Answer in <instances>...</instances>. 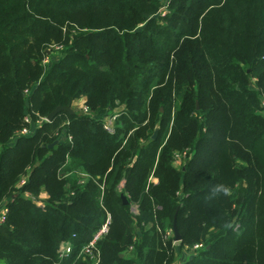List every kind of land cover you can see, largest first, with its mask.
Returning a JSON list of instances; mask_svg holds the SVG:
<instances>
[{
	"label": "trees",
	"instance_id": "trees-1",
	"mask_svg": "<svg viewBox=\"0 0 264 264\" xmlns=\"http://www.w3.org/2000/svg\"><path fill=\"white\" fill-rule=\"evenodd\" d=\"M262 110L264 0H0V264H264Z\"/></svg>",
	"mask_w": 264,
	"mask_h": 264
},
{
	"label": "built area",
	"instance_id": "built-area-1",
	"mask_svg": "<svg viewBox=\"0 0 264 264\" xmlns=\"http://www.w3.org/2000/svg\"><path fill=\"white\" fill-rule=\"evenodd\" d=\"M47 62H49L48 56L44 57V59H43V63L44 64L47 63ZM82 103H83V101H82ZM81 109H82V111L84 113L88 112V110L84 106V104H83ZM115 118H116V115H111V116L107 115L103 119V127L109 133H114L113 123H114ZM40 120H46V118L45 119L41 118ZM25 121L29 122L30 119L26 117ZM29 133H30V130L27 127H23L21 130L16 132L15 135H28ZM185 156H186V152H183L182 154L176 153L175 157H174L175 158L174 162L176 163V162L180 161L181 159L185 158ZM78 176L80 177L79 182L82 183L84 181V179H85V175L83 173H79ZM25 180H26V178L22 177L19 180V185H23L25 183ZM134 207H132V209ZM136 211H137V209H136ZM6 212H7V201L3 200L0 203V223L4 222ZM108 223H109V215H108V218L106 219V221L104 222V224H102L100 229L93 234L92 238L83 247V249L81 251V253L83 254V258L87 259L89 261V264H100V253H99V250L96 248V244L101 239V237L106 233V231L108 229ZM173 235H174L173 231L171 229H167L165 231L164 238H167V239L171 240L173 238ZM201 248H203V244L202 243H197V244H194L192 246H185L184 250L187 251V252H194V251L199 250ZM70 252H71L70 243L69 242H62L60 244V246H59V249H58V258L59 259L64 258Z\"/></svg>",
	"mask_w": 264,
	"mask_h": 264
},
{
	"label": "rangeland",
	"instance_id": "rangeland-1",
	"mask_svg": "<svg viewBox=\"0 0 264 264\" xmlns=\"http://www.w3.org/2000/svg\"><path fill=\"white\" fill-rule=\"evenodd\" d=\"M163 10V9H162ZM52 48H54V49H57L58 47L57 46H53ZM55 55V57H56V54H53V56ZM82 101H83V99H80L79 100V102H76V103H74L73 104V106L71 107L72 109H74V110H77V111H79L80 113H84L83 111H82V106H83V103H82ZM261 113H262V115L264 116V110H262L261 111ZM182 163H183V159H181L180 161H178V162H176L175 164H176V166H181L182 165ZM134 207V206H133ZM132 211H133V213H137V211H136V207H134L133 209H132ZM136 211V212H135ZM180 241H175L174 240V235H173V238L171 239V244H172V248H173V251H174V255H175V257L177 258H175L176 259V261H173V262H171L170 264H173L174 262V264H181V263H183L184 261H187L189 258L187 257V256H189L186 252V256H184V257H181V254H182V252H183V250H184V248H185V246L184 247H181V245H180V243H179ZM129 249H131V247L129 248ZM190 254H192V253H194V252H189Z\"/></svg>",
	"mask_w": 264,
	"mask_h": 264
},
{
	"label": "water",
	"instance_id": "water-1",
	"mask_svg": "<svg viewBox=\"0 0 264 264\" xmlns=\"http://www.w3.org/2000/svg\"><path fill=\"white\" fill-rule=\"evenodd\" d=\"M60 111H67L69 113H74V110L71 108L70 105H67V106H62V105H58L54 110H52L46 117V121H50L52 120V118L57 114L59 113ZM156 134H157V130L154 131L153 135H152V138H155L156 137ZM121 198L123 200V203L124 204H127L128 203V200L123 196L121 195ZM176 215H174V219L172 221V231H173V234H174V240L175 241H180V234L178 233V230H177V227H176Z\"/></svg>",
	"mask_w": 264,
	"mask_h": 264
},
{
	"label": "crops",
	"instance_id": "crops-1",
	"mask_svg": "<svg viewBox=\"0 0 264 264\" xmlns=\"http://www.w3.org/2000/svg\"><path fill=\"white\" fill-rule=\"evenodd\" d=\"M79 102V101H78ZM153 181H156L155 179H153ZM48 198V195H47V193L43 190V191H41V193H40V195H39V199H40V201H39V204H43V202L46 200ZM189 255V256H187L188 258L191 256V254L189 253V252H187V251H185V250H183V252H182V254H181V257H184V256H186L187 254ZM177 259V258H176ZM176 261V260H175Z\"/></svg>",
	"mask_w": 264,
	"mask_h": 264
}]
</instances>
